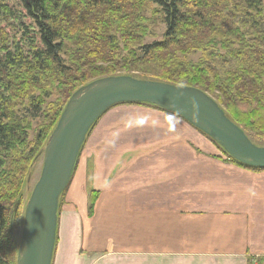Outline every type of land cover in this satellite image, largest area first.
Instances as JSON below:
<instances>
[{"label":"trees","instance_id":"16d2710c","mask_svg":"<svg viewBox=\"0 0 264 264\" xmlns=\"http://www.w3.org/2000/svg\"><path fill=\"white\" fill-rule=\"evenodd\" d=\"M152 7L166 33L144 45ZM147 69L206 92L264 142V0H0V264H17L23 195L74 92Z\"/></svg>","mask_w":264,"mask_h":264},{"label":"crops","instance_id":"0c3cea01","mask_svg":"<svg viewBox=\"0 0 264 264\" xmlns=\"http://www.w3.org/2000/svg\"><path fill=\"white\" fill-rule=\"evenodd\" d=\"M67 193L53 264H264V170L167 111L109 109Z\"/></svg>","mask_w":264,"mask_h":264},{"label":"water","instance_id":"95a60500","mask_svg":"<svg viewBox=\"0 0 264 264\" xmlns=\"http://www.w3.org/2000/svg\"><path fill=\"white\" fill-rule=\"evenodd\" d=\"M140 103L181 116L236 161L264 169V145L255 144L201 89L131 75L98 78L74 92L47 143L41 176L24 212L17 264H53L60 198L91 128L112 107Z\"/></svg>","mask_w":264,"mask_h":264},{"label":"rangeland","instance_id":"374dc122","mask_svg":"<svg viewBox=\"0 0 264 264\" xmlns=\"http://www.w3.org/2000/svg\"><path fill=\"white\" fill-rule=\"evenodd\" d=\"M153 7L149 10H147L146 12V23L144 24L145 27L147 28V33H146V38L144 40V45H149L155 41H160L162 40V37L164 35V33H166V24L162 21V18L163 16H159V14L155 11L152 10ZM125 49V41H123V44H122V53ZM124 54V53H123ZM199 54H194V55H190L188 57V60H191L195 63H197L199 61ZM67 58V57H65ZM150 69L153 70L152 67H149ZM145 69V68H144ZM152 70H143V72L139 71V70H135L132 72V76L134 77H138V78H141V79H151V77H149V75H154ZM34 128V132L32 133L31 135V140H33L34 136L36 135L35 133V128H36V125L33 126ZM95 126L93 127V130H94ZM92 131V130H91ZM91 133V132H90ZM90 133H89V136H90ZM248 135L249 137L251 138V140L257 144V145H260V146H263L264 145V142H262L258 137H256V135L253 133V132H248ZM88 136V137H89ZM205 136V135H204ZM33 137V138H32ZM206 137V136H205ZM210 140V139H209ZM211 141V140H210ZM212 142V141H211ZM213 143V142H212ZM91 144V138L90 140L87 142V146H89ZM216 145V144H215ZM218 146V145H216ZM219 147V146H218ZM220 148V147H219ZM221 149V148H220ZM222 150V149H221ZM223 151V150H222ZM227 157V156H226ZM43 159H44V154L38 159L37 161V164L35 165V168H34V172L32 174V177L30 179V182L28 184V187L25 189V192H24V203L26 204L30 195H31V192L34 188V186L36 185V183L38 182L40 176H41V172H42V167H43ZM84 159L86 160L87 157H86V153H84ZM68 189L67 191L65 192V196H63V206L65 204V199H66V195L68 194ZM67 193V194H66ZM99 194V193H98ZM97 194V195H98ZM91 195H95L97 196L96 194L93 193V191H91V194H90V197ZM94 196V197H95ZM61 207L62 210L64 207ZM26 207V206H25ZM24 208V207H23ZM61 212V209L59 211V213ZM21 232H22V226L20 228H18L16 231H15V238L17 240V242L20 241V238H21Z\"/></svg>","mask_w":264,"mask_h":264},{"label":"bare ground","instance_id":"6f19581e","mask_svg":"<svg viewBox=\"0 0 264 264\" xmlns=\"http://www.w3.org/2000/svg\"><path fill=\"white\" fill-rule=\"evenodd\" d=\"M98 121H99V120H98ZM98 121H97V122H98ZM97 122H96V123H97ZM96 123H95V124H96ZM95 124L93 125V127L95 126ZM217 144H218V143H217ZM218 145H219V144H218ZM68 186H69V185H68ZM67 188H68V187H67Z\"/></svg>","mask_w":264,"mask_h":264}]
</instances>
